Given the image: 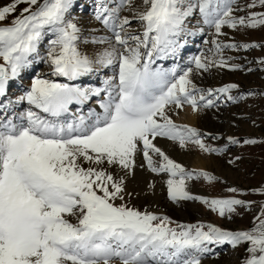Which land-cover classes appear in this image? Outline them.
Wrapping results in <instances>:
<instances>
[{
	"label": "snow or ice",
	"instance_id": "1",
	"mask_svg": "<svg viewBox=\"0 0 264 264\" xmlns=\"http://www.w3.org/2000/svg\"><path fill=\"white\" fill-rule=\"evenodd\" d=\"M77 6V0L0 6V264H202L225 245L243 249L238 264H264V201L251 226L230 229L142 211L127 186L137 168L147 170L161 177L173 202L200 201L229 219L257 203L245 194L264 196V183L229 186L226 196L194 194L188 181L223 178L186 168L170 154L190 146L223 154L229 145L264 143L227 136L217 146L206 138L219 134L175 118L185 108L201 114L264 97V90L236 83L196 82L213 68L253 70L224 50L264 42L220 37L225 26L264 27V10H255L264 9V0H91L96 26L88 28ZM206 29L211 47L180 61L189 37ZM170 57L180 62L157 63ZM258 65L264 70V57ZM98 74L99 85L77 83ZM155 184L150 180L147 190Z\"/></svg>",
	"mask_w": 264,
	"mask_h": 264
},
{
	"label": "rangeland",
	"instance_id": "2",
	"mask_svg": "<svg viewBox=\"0 0 264 264\" xmlns=\"http://www.w3.org/2000/svg\"><path fill=\"white\" fill-rule=\"evenodd\" d=\"M9 2L10 0H0V6ZM77 4L76 14L80 15L81 23L86 28L96 26L91 17V0H77ZM80 5H87L89 7V11H82ZM22 7H24L23 4L18 6V8ZM255 10L261 11L264 9H260L258 7ZM223 32L225 35L220 37L221 40H235L249 43L253 41L257 43L264 42V27L261 26L238 29H231L225 26L223 28ZM210 34L211 30L206 29L205 33L200 35L198 41H196L197 45L191 49L192 51H189V55L198 53L200 48L211 47V45L206 46L204 44V36H208L210 38ZM192 41L194 40L190 39L189 42ZM88 48L92 51L91 45H89ZM224 55L238 57V59L234 62L240 64H245L247 62V67L252 68L253 70L244 71L227 68H213L208 73H204L202 77L197 79L196 82L198 84L207 88L218 87L225 83H236L239 85L240 90H264V70H261L258 65V58L264 57V48L252 47L247 50L243 48L239 50L225 49ZM171 59L172 60H170L167 65H163V67H170L173 63V58ZM37 70L44 72L47 71V68L44 64H39ZM97 76H99V74L95 77H84L78 83L99 85V83L95 80ZM25 83H30L29 76L25 77ZM233 94H238L237 90L234 89ZM186 109L188 108H185L180 112L178 118H182L177 119L179 122H183L182 114ZM196 115L209 116V119L215 123V125L209 127L210 129H204L196 126L195 124H191L198 127L202 132L219 134V138L216 140L206 138L207 143L210 144L219 146L226 142L225 138L227 136L255 137L258 140L260 137H264V97L261 96L248 97L237 102L221 104L219 109L213 107L200 115ZM253 121H255V123H253ZM191 149L196 151L199 150L198 148ZM204 154L209 158L211 157L210 159H212L213 163L210 161L211 168L203 170L212 172L214 175L222 177L223 180L227 181V183H224L223 180L220 182H208L202 178L193 179L192 181L197 187V191L193 192L194 194L226 196L231 195V193L227 192V188L229 186L236 185L241 188L248 189L264 183V143H257L255 145H229L227 152L223 154ZM231 157H240V159L230 165L227 161ZM190 161L191 160L189 159L188 163L185 164V167L192 169L189 165ZM164 192L162 202L165 204V207H162V209L157 212L168 215L172 218V220L177 222L195 223L199 220L205 223H215L220 227H227L230 229L246 228L251 226L252 217L259 211L260 202L264 201V196L262 195L255 193L245 194L241 198L253 200L257 203L251 208V210L240 209V211L243 212V216L234 215L231 219H229L227 216L220 217L217 213L212 212L200 201L188 200L181 201L180 203L173 202L167 196V189ZM131 204L142 211L145 210L138 204L135 193L132 196ZM166 207L169 208L167 209ZM170 207L172 209H170ZM190 207L193 208L197 216L190 214ZM147 210L153 211L150 209ZM219 251V257L208 256L204 258L202 264H238L239 259L243 254L242 248L232 249L228 245L221 246Z\"/></svg>",
	"mask_w": 264,
	"mask_h": 264
},
{
	"label": "bare ground",
	"instance_id": "3",
	"mask_svg": "<svg viewBox=\"0 0 264 264\" xmlns=\"http://www.w3.org/2000/svg\"><path fill=\"white\" fill-rule=\"evenodd\" d=\"M199 36L200 35L198 34L195 37H189V41L190 39H193L194 41L189 42L188 44L185 45L184 49H182L180 61L185 60L189 56L190 54L189 51L197 45L196 41H198ZM88 51L91 52V49L88 48ZM170 60L171 58H168L166 60L158 61V63L163 66V65H167V63ZM180 61H176V59L173 58L172 64L176 62L178 63ZM80 80H78L77 83L80 82ZM95 80L98 83H100V76H97ZM13 90H14V87L9 89V91H13ZM182 115H183V119H182L183 122H186L189 124H195L196 126L202 127L204 129L205 128L210 129L209 128L210 126L215 125V123L212 122L211 119H209V116H203V115L201 116L200 114H199L200 116H198L192 113L191 110L189 109H186ZM175 118L181 119L182 117L181 118L175 117ZM170 154L173 156V158H175L179 163H182L184 166L185 164L188 163V160L190 159L191 161L189 165L192 169L211 168V162H210L212 161V159H210L211 157L209 158L203 152L199 150L196 151L194 149H191V147H190V150H182L179 148L170 149ZM150 180H155L156 184L153 190L148 191L147 183ZM187 183L192 192L197 191V187L192 180L188 181ZM127 186H128L129 191H131L133 194L134 193L136 194L138 204L144 209L147 208L153 211H160L162 207H165V204L162 202V196L165 193L164 191H166V185H164L161 182V177H158L155 174H152L147 170H142V169L137 168L135 175L127 181ZM137 193H140V194L137 195ZM166 208L168 209L169 207H166ZM170 209L172 208L170 207ZM190 212H191L190 213L191 215L197 216L193 208L190 209Z\"/></svg>",
	"mask_w": 264,
	"mask_h": 264
}]
</instances>
